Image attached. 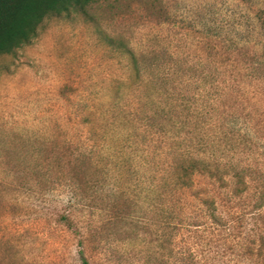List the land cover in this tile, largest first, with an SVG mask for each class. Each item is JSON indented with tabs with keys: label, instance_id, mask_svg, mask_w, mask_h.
Here are the masks:
<instances>
[{
	"label": "rangeland",
	"instance_id": "rangeland-1",
	"mask_svg": "<svg viewBox=\"0 0 264 264\" xmlns=\"http://www.w3.org/2000/svg\"><path fill=\"white\" fill-rule=\"evenodd\" d=\"M88 12L0 56V264H264V0ZM100 33L159 55L162 79L128 87ZM175 150L248 166V188L196 173L177 190Z\"/></svg>",
	"mask_w": 264,
	"mask_h": 264
},
{
	"label": "trees",
	"instance_id": "trees-1",
	"mask_svg": "<svg viewBox=\"0 0 264 264\" xmlns=\"http://www.w3.org/2000/svg\"><path fill=\"white\" fill-rule=\"evenodd\" d=\"M99 0H0V56L10 54L23 45L30 43L35 39L39 31L43 28L45 21L52 17H62L71 13L89 16L88 8ZM101 41L108 46L109 50L117 56H125L129 65V83L128 87H139L148 81L155 82L162 79L151 70L155 65H160L164 60L159 55H137L121 39L106 36L100 33ZM161 59H163L161 61ZM258 70L256 69L252 79L257 85L260 83L264 86V62L257 59ZM257 77V78H256ZM262 79V80H260ZM255 84V85H256ZM133 86V87H132ZM166 92V87H161ZM230 90L227 87L222 88V93L227 94ZM221 91V90H220ZM264 92V88H263ZM221 94V93H220ZM203 126H207V121ZM211 127V124L209 125ZM225 136V134H224ZM227 136V135H226ZM244 136L232 135L231 138L242 140ZM242 143V142H240ZM175 156L172 163L171 184L179 191L190 188L193 184V176L196 173L207 174L215 177L220 183H226L225 173L231 174L235 179L233 187L236 194L246 191L248 188L247 177L251 171L243 164H234L230 170L223 171L225 166L223 162H212L208 157L202 154H193L191 152H182L175 150ZM264 201V190L260 193ZM208 202V199L205 200ZM263 203V202H261ZM67 224L72 221L69 216H63ZM81 264H91L86 258L84 252L80 250Z\"/></svg>",
	"mask_w": 264,
	"mask_h": 264
}]
</instances>
